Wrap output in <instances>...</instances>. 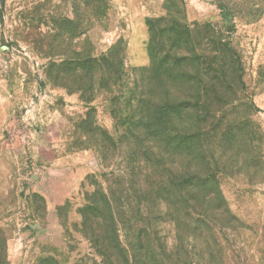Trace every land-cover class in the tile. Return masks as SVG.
I'll use <instances>...</instances> for the list:
<instances>
[{
    "label": "rangeland",
    "instance_id": "rangeland-1",
    "mask_svg": "<svg viewBox=\"0 0 264 264\" xmlns=\"http://www.w3.org/2000/svg\"><path fill=\"white\" fill-rule=\"evenodd\" d=\"M194 102L219 193L183 215L154 186ZM0 264H264V0H0Z\"/></svg>",
    "mask_w": 264,
    "mask_h": 264
},
{
    "label": "trees",
    "instance_id": "trees-1",
    "mask_svg": "<svg viewBox=\"0 0 264 264\" xmlns=\"http://www.w3.org/2000/svg\"><path fill=\"white\" fill-rule=\"evenodd\" d=\"M149 25L151 27V30L154 29L152 28V23L149 22ZM158 35H160L161 38L160 41H157L159 47L163 46L162 43L171 42L172 48L176 49L178 53L183 50V46L189 38L186 30H184V32L178 31L175 26L165 28V30H161L160 34ZM163 37L164 42H162ZM226 47L227 45L224 44V42L220 41L219 47L217 49L218 52L214 53V57L216 58L215 60L217 61V63H219V69H223V65L225 64V62L223 63V61L225 60L223 59V57L226 55V53L224 52L227 50ZM157 50H152V48L150 50L151 66L157 71H159L160 69L164 71V67L169 66L170 63L172 64L174 62V59H179V63H187L188 61L194 63L197 59H201V57L203 56V54L198 55L196 53L194 54V52H192V54H189L188 56H175L171 55L169 52H162L158 54ZM232 67H234L233 64ZM197 75V72H194L191 78L194 79L195 77H197ZM195 102L197 103V100H195ZM195 102L192 103V105L191 103H188L185 107L182 108L180 114L182 117H184V119H186L185 126H183L182 124V128H180L181 132L177 133L175 135V138L173 137L174 143L170 141V143L173 144V147L180 151V154L183 157L182 159L184 161H187L188 164L178 171L177 181L171 182L170 184H163V182H159L158 184H156V186H154L156 193L161 196L164 195L167 199H169V205L173 207V210L183 215L200 214L202 212H205L208 207V202L211 199V195H218L219 193L215 175L209 172V169L207 167L198 168V166H195V168L194 166H191L189 164L192 161L200 158L199 156H202V154H204V147L202 148L203 143L199 144V142L207 134L205 132V128L199 126L198 124H192V122L197 123V120H194L191 117L192 115L190 112ZM140 104V112L144 113L145 109L143 108L145 100L140 101ZM167 113L169 114L170 112ZM154 120L155 119L152 116V112L148 111L138 118L134 119L131 124L132 127L135 128L142 127L149 129L154 125ZM160 120L157 122H160ZM201 121L205 123L206 120L201 119ZM165 127L166 128L163 131L150 133L147 135L141 133L140 136H137L136 138L142 140L143 137H148L149 135V138L147 140L148 142L156 140V142L160 144H165L167 142L164 136L165 132L168 131L167 127H171V120L169 121L167 119L165 121ZM199 135H201L202 138L198 137ZM170 195L174 198H168ZM116 249L120 251V253H123V249L121 247L116 246Z\"/></svg>",
    "mask_w": 264,
    "mask_h": 264
}]
</instances>
